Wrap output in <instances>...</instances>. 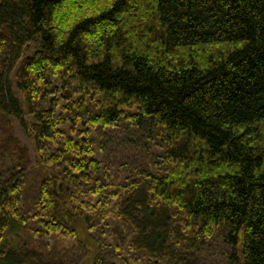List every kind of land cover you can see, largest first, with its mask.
Masks as SVG:
<instances>
[{"label":"trees","instance_id":"1","mask_svg":"<svg viewBox=\"0 0 264 264\" xmlns=\"http://www.w3.org/2000/svg\"><path fill=\"white\" fill-rule=\"evenodd\" d=\"M123 118L154 171H104ZM83 234L92 264H264V0H0V264H83Z\"/></svg>","mask_w":264,"mask_h":264},{"label":"rangeland","instance_id":"2","mask_svg":"<svg viewBox=\"0 0 264 264\" xmlns=\"http://www.w3.org/2000/svg\"><path fill=\"white\" fill-rule=\"evenodd\" d=\"M57 19L60 18L57 17ZM137 127L141 130L140 132ZM105 131L107 132V142L104 141L105 135L101 137V134H97L95 141L98 145L95 146L104 147L97 153V158L109 176L122 175L124 178L126 175L127 177L131 174L135 175L142 169H147L150 172L158 167L155 155L161 148L162 140H160L159 131L154 126L148 124L140 127V125L123 118L117 126ZM18 134L22 139L24 138L23 135ZM82 236L84 243L89 247L88 256L83 264H92L93 258L96 256V245L88 236L84 234Z\"/></svg>","mask_w":264,"mask_h":264}]
</instances>
